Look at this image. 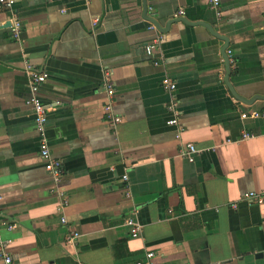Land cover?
<instances>
[{
  "label": "crops",
  "instance_id": "obj_1",
  "mask_svg": "<svg viewBox=\"0 0 264 264\" xmlns=\"http://www.w3.org/2000/svg\"><path fill=\"white\" fill-rule=\"evenodd\" d=\"M220 8L19 0L0 11V218L17 225L1 230L12 264H136L148 251L155 264H264V204L242 200L264 190V116L250 114L264 112V0H221ZM28 64L47 74L38 95L50 107L59 184L40 156ZM107 70L116 127L104 109ZM173 96L178 125L167 123ZM187 142L199 149L194 161L181 154ZM129 216L142 226L138 237ZM71 231L80 233L75 243L66 242Z\"/></svg>",
  "mask_w": 264,
  "mask_h": 264
},
{
  "label": "built area",
  "instance_id": "obj_2",
  "mask_svg": "<svg viewBox=\"0 0 264 264\" xmlns=\"http://www.w3.org/2000/svg\"><path fill=\"white\" fill-rule=\"evenodd\" d=\"M19 0H0V11H4L7 9H11L14 4ZM212 7L216 11L217 15H221L222 11L220 8L221 0H211ZM185 11L183 9L179 10V15H183ZM150 27H155L154 24H150ZM22 30V22L18 18H16L13 23L11 24V32L13 37L19 38ZM159 42V39L155 40L154 42L148 44L146 46V50L148 54H151L154 50L156 43ZM27 72L30 76V88H31V97L28 100V104L33 109L34 118L36 123L37 131L40 135V156L45 161V168L50 172L53 177V180L56 184H59L64 176V168L63 164L59 159H55L52 156L51 148L49 145V140L47 136V122H48V112L50 107L46 106L42 101L41 97L38 95L41 85L46 81L47 74L45 72H39L35 70L31 65H27L26 67ZM104 87L107 91L108 95V102L105 104V112L107 114L108 122L112 127H116L121 121L122 117L118 115L114 111V95H115V87L112 81L111 72L109 70L104 72V79H103ZM163 87L169 91L170 93H174L176 89V83L168 77H165L163 80ZM58 103V102H57ZM178 99L177 97L173 96L170 104L169 110L172 112L173 117L167 121L169 125H178L179 124V109H178ZM251 116L253 117H263L264 112L260 111H252ZM248 113H243L242 117H248ZM252 134L245 132L243 137L248 138ZM178 137H180V132H178ZM199 152V149L196 147L195 143L187 142L181 150V154L185 156L189 161L195 160V155ZM127 175L124 176L127 179ZM242 200L254 203V204H264V190H249L246 191L243 196ZM2 201V196L0 195V204ZM67 205V200L65 199L62 203V208ZM233 207H237V203L232 204ZM62 222L66 223L67 218L65 216L62 217ZM126 225L130 228L131 236L138 237L142 226L136 220L134 216H129L125 220ZM2 226H5L8 230H13L16 228V223H9L7 221H3L0 218V259L3 261V264H12L14 258L12 254L8 251V245L10 244L9 240H6L2 237ZM80 236L78 231H71L68 234L66 242L68 243H75L76 239ZM155 257V253L153 251H148L145 254V257L142 259L137 260L136 264H155L153 258ZM80 264H90L89 262H81Z\"/></svg>",
  "mask_w": 264,
  "mask_h": 264
},
{
  "label": "water",
  "instance_id": "obj_3",
  "mask_svg": "<svg viewBox=\"0 0 264 264\" xmlns=\"http://www.w3.org/2000/svg\"><path fill=\"white\" fill-rule=\"evenodd\" d=\"M146 14H147V4H145V15H146ZM149 19H150V18H149ZM151 21H152V23L155 24L158 28L160 27L159 23H158L156 20L151 19ZM173 21H174V22H175V21H183V22H186V23H189V24L201 23V22H190V21H188V20H187L186 18H184V17L175 18ZM202 25H204V24H202ZM207 27L210 29V31H211L212 33H214L216 36H218V34H216V32H215L214 30H212L209 26H207ZM218 37H221V38H222V36H218ZM222 39H224V40L227 42V39H226V38H222ZM227 48H228V45H226L225 48H224V56H225V58H226V61L228 62V61H229V58H228V55H227V53H226ZM227 81H228V80H227ZM228 85H229L231 91L236 95L237 93L233 90L232 86H230L229 82H228Z\"/></svg>",
  "mask_w": 264,
  "mask_h": 264
}]
</instances>
